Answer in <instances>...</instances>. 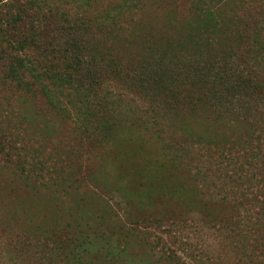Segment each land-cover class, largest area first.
<instances>
[{
	"label": "trees",
	"instance_id": "obj_1",
	"mask_svg": "<svg viewBox=\"0 0 264 264\" xmlns=\"http://www.w3.org/2000/svg\"><path fill=\"white\" fill-rule=\"evenodd\" d=\"M137 259L264 264V0H0V264Z\"/></svg>",
	"mask_w": 264,
	"mask_h": 264
},
{
	"label": "rangeland",
	"instance_id": "obj_2",
	"mask_svg": "<svg viewBox=\"0 0 264 264\" xmlns=\"http://www.w3.org/2000/svg\"><path fill=\"white\" fill-rule=\"evenodd\" d=\"M144 11H141L139 14L143 15ZM126 163H128V160H123ZM187 216H188V220L190 221H195L193 222L194 224H197V227L201 226L202 227V231H203V236L200 237V239L198 237H195L194 235H192V237L196 238V239H192L193 242H200L202 241L203 243H205V240H207V242L209 243L210 246H216L217 241L219 240V238H215V236L210 235L208 232H206V224L204 223V220H200V218H202L204 216L203 213H199L196 211L193 212H187ZM197 220V221H196ZM208 231V230H207ZM135 264H141V260L137 259L134 260Z\"/></svg>",
	"mask_w": 264,
	"mask_h": 264
}]
</instances>
